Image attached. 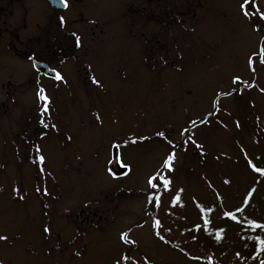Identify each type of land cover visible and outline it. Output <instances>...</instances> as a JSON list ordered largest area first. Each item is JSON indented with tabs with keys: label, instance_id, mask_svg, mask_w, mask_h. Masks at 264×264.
I'll return each mask as SVG.
<instances>
[{
	"label": "rangeland",
	"instance_id": "obj_1",
	"mask_svg": "<svg viewBox=\"0 0 264 264\" xmlns=\"http://www.w3.org/2000/svg\"><path fill=\"white\" fill-rule=\"evenodd\" d=\"M68 3L0 0V264H258L239 237L264 223V0ZM173 151L156 207L147 178Z\"/></svg>",
	"mask_w": 264,
	"mask_h": 264
},
{
	"label": "snow or ice",
	"instance_id": "obj_2",
	"mask_svg": "<svg viewBox=\"0 0 264 264\" xmlns=\"http://www.w3.org/2000/svg\"><path fill=\"white\" fill-rule=\"evenodd\" d=\"M54 2L56 4H58L60 7L64 8V9H67L69 7L68 0H54ZM250 2H251V0H244V3H242L240 5V7H241V9L243 11V15L245 17H248L250 15V12L247 10V6L250 4ZM256 14L258 15L260 20H264V12H260L258 6L256 8ZM58 19H59L60 26L63 27L66 24L65 18L63 16H60ZM72 36L74 37L76 47H80L81 46V38L79 37V35H77L74 32V33H72ZM254 55H257V54H254ZM258 58H260V62L262 64H264V47H262L260 49V52L258 54ZM248 64H249V67L251 68L252 65H253V58L252 57L249 58ZM36 66L37 65L34 63L33 67L35 68ZM254 70L255 69L253 68V71ZM51 71H55V70L53 69ZM54 78L57 81H60V80L63 79V77L61 76V74L59 72H55V77ZM92 82L94 84H99V81L95 80V78H93ZM239 82H240V78L239 77H234L233 80H232L233 84H238ZM37 97H38V99L40 101L44 102L43 105H42L43 113H47L48 112V107H47L48 98L45 96L43 88H40L38 90ZM40 122L43 125V127H45V128L48 127V125L44 122V120H41ZM192 123L195 124V121H193ZM52 127H55V125H53ZM184 131L186 132L187 129H185ZM157 135L160 136V137H163L164 133L163 132H158ZM181 135H183V133H181ZM131 142L132 143H136L135 140H133ZM169 143H171V142L169 141ZM193 143H195V142L193 141ZM112 147L113 148H119L120 145L119 144H113ZM196 147L200 148L202 146L197 144ZM36 151H37V153H40L41 149L37 148ZM35 159H36V162L41 166L40 167V171H41V173H43L44 172L43 165L45 163V157L43 155H38ZM174 160H175V152L174 151L173 152H169L167 157L162 162V165H161L160 169H158L154 174L150 175L147 178V187L149 189L153 190V191L149 192L148 196H147V201H148L149 204L155 203V206L159 207L160 203H161V195L159 194V190L162 188L163 191H165V192L171 191L172 180L169 178V176L166 173H170V172L174 171V168H173ZM112 162L118 163L120 166L125 167V168L129 167L127 164H125L123 162L122 158L118 159L116 161H109V163H112ZM249 164L252 167L253 171L258 172L262 176H264V169L256 167L255 165H252L251 162H249ZM108 171H109V175H112L111 169H109ZM226 183H227V181H226ZM37 191H39V189H37ZM182 192H183V189L178 190L176 195L172 198L173 206H175L176 204H178L180 202V198H181V193ZM45 194H47V193H45ZM21 198H23V197H21ZM85 206H87V205H85ZM197 207L200 209L201 218L203 220V226H204V229L207 231L208 230V226L211 223L208 214L212 211V209L211 208H205V207H203V206H201L199 204H197ZM237 211H241V209H237ZM224 215L226 217H228V218H230V219H232L234 221H237L239 223V221L237 220V217H236V215L234 213L225 212ZM248 225L251 228L264 229V224H258V223L254 222V221H248ZM161 227H162L161 221L159 219L154 220L153 228L154 229H160ZM196 228L199 229L200 225H197ZM43 231L45 233H49L50 232V228L45 227L43 229ZM220 231H222V230H220ZM155 234L160 240H164L165 239L164 236L161 235L159 231H157ZM220 238H221L220 232L218 231L216 233V239L220 240ZM6 239H7V237L0 236V240H6ZM120 239L122 241H124L125 243H131V244L135 243V241H129L128 233H126V232L121 234ZM256 243H257L258 247L262 251H264V239H261L259 236H257L256 237ZM77 255H79V253H77ZM121 260H123V261H132V258L127 256V255H124V256L121 257ZM116 264H121V261L118 260L116 262ZM133 264H135V262H133ZM145 264H148V262L145 261ZM261 264H264V261H262Z\"/></svg>",
	"mask_w": 264,
	"mask_h": 264
},
{
	"label": "trees",
	"instance_id": "obj_3",
	"mask_svg": "<svg viewBox=\"0 0 264 264\" xmlns=\"http://www.w3.org/2000/svg\"><path fill=\"white\" fill-rule=\"evenodd\" d=\"M209 216V214H208ZM264 224V223H261ZM242 229V228H240ZM205 234H207L208 232H204ZM210 233H208L207 235H209ZM259 236L261 239H264V229H255V228H251L249 227V231H247V233L245 231L240 233V239L241 242H243V244L247 246V248L249 250H252V254L254 256V259H256V262L259 259H262L258 264H261L262 261H264V251H262L257 243H256V237ZM221 239V238H220ZM197 242L199 243H204L207 239L204 235H201V237H196ZM204 260V259H203Z\"/></svg>",
	"mask_w": 264,
	"mask_h": 264
},
{
	"label": "water",
	"instance_id": "obj_4",
	"mask_svg": "<svg viewBox=\"0 0 264 264\" xmlns=\"http://www.w3.org/2000/svg\"><path fill=\"white\" fill-rule=\"evenodd\" d=\"M48 1L50 2L51 6H52L53 8H59V5L56 4V3L54 2V0H48ZM61 8H62V7H61ZM35 64L37 65L35 68H37V69H43V70H44L45 72H47V73L50 72L49 69H48V67H47V65H46L45 63H43V62H36ZM120 172L123 173L124 170L120 169Z\"/></svg>",
	"mask_w": 264,
	"mask_h": 264
},
{
	"label": "flooded vegetation",
	"instance_id": "obj_5",
	"mask_svg": "<svg viewBox=\"0 0 264 264\" xmlns=\"http://www.w3.org/2000/svg\"><path fill=\"white\" fill-rule=\"evenodd\" d=\"M45 2L48 4L49 8H51L52 10H54V9H55V10H59V9L53 8V7L51 6V4L49 3L48 0H45ZM67 9H68V8H67ZM67 9H66V10H67ZM55 10H54V11H55ZM62 11H64V10H61V12H62ZM49 48H50V47H46L45 49L49 50ZM61 51H62V49H60V52H61ZM34 62H35V61H33L32 64H34ZM47 64H48V63H47ZM48 65H49V64H48ZM41 71H42V70H41ZM41 71H39V73H41L43 76H46V77H48V78L51 77V76L46 75L43 71H42V72H41ZM51 78H54V77H51Z\"/></svg>",
	"mask_w": 264,
	"mask_h": 264
}]
</instances>
